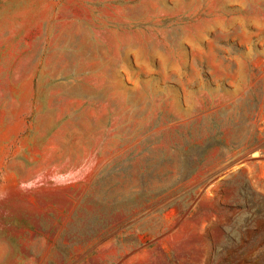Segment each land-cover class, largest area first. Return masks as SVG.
Here are the masks:
<instances>
[{"label": "rangeland", "instance_id": "rangeland-1", "mask_svg": "<svg viewBox=\"0 0 264 264\" xmlns=\"http://www.w3.org/2000/svg\"><path fill=\"white\" fill-rule=\"evenodd\" d=\"M3 8L0 264H264V0Z\"/></svg>", "mask_w": 264, "mask_h": 264}, {"label": "crops", "instance_id": "crops-1", "mask_svg": "<svg viewBox=\"0 0 264 264\" xmlns=\"http://www.w3.org/2000/svg\"><path fill=\"white\" fill-rule=\"evenodd\" d=\"M30 11H31V8H30L29 12ZM45 11H47V9ZM41 20H43V19H41ZM17 23L18 22H17L15 9L14 10H12L11 8L0 9V27L1 26L10 27V26L17 25ZM19 23L31 26V25H33V18L29 14L27 21H24V22L20 21ZM40 24H42V21ZM1 34H2V32H0V36H1ZM64 84H66V83H64ZM72 85H75V84H72ZM75 87L83 89V88L87 87V85L77 83V85ZM6 118L7 117L5 115L2 117L0 116V134H1V136H0V169H15L18 166L24 167L22 165H17V164H21V163H18L15 160L14 155L16 154V151L15 150L12 151V150L15 148V143H16V139H17L18 135H21L22 133H24L26 131V129H25L26 124L24 121L20 122L18 132L11 133L8 129V128H10V125H8V123H7L9 121L5 120Z\"/></svg>", "mask_w": 264, "mask_h": 264}]
</instances>
